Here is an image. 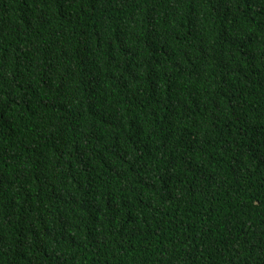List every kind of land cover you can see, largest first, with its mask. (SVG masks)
<instances>
[{"label":"trees","instance_id":"trees-1","mask_svg":"<svg viewBox=\"0 0 264 264\" xmlns=\"http://www.w3.org/2000/svg\"><path fill=\"white\" fill-rule=\"evenodd\" d=\"M0 264H264V0H0Z\"/></svg>","mask_w":264,"mask_h":264}]
</instances>
